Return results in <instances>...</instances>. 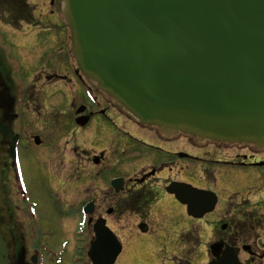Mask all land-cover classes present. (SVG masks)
Wrapping results in <instances>:
<instances>
[{
  "label": "flooded vegetation",
  "instance_id": "obj_1",
  "mask_svg": "<svg viewBox=\"0 0 264 264\" xmlns=\"http://www.w3.org/2000/svg\"><path fill=\"white\" fill-rule=\"evenodd\" d=\"M68 56L71 72L53 73L51 76L55 78L54 82H61L67 87L72 80L79 84L71 98L68 119H65L73 126L67 134L72 137L69 139L72 153L64 155L66 161L60 160V163L51 143L60 135L54 134L52 138L45 131L48 123L36 132L30 131L27 123L24 125L25 109L30 110L28 98L24 93L23 96H16L11 72L0 64V76L9 92L6 97L0 93V106L12 109L15 115L12 122L14 131L20 137L16 153L24 188L21 193L13 159L5 153L3 204L9 216L6 228L11 233L14 245L10 264H92L88 255L94 240L92 230L98 220L105 221L106 228L120 244L121 251L115 264H220L230 261L231 254L239 264H264V148L200 143L183 136L167 137L156 130L139 126L83 78L69 52ZM86 92L92 93V103L87 101ZM44 95L38 97L37 106L40 107L41 101L42 109H48L45 113L47 116L56 114V100ZM77 110H81L80 115H76ZM28 113L36 116L34 112ZM39 116L40 113L36 120L40 121ZM78 117L82 119L80 122L87 120L82 128L75 125ZM107 125L125 141L119 158L115 151L107 152L108 144L113 142L112 134L105 128ZM221 148L227 153L217 152ZM81 156H84L85 163L82 169L79 164ZM186 163L200 171L197 178H187L184 169ZM59 164L62 167L61 175ZM215 168H226L229 171L227 177L234 183L227 199L239 194L234 191L235 182L243 183L247 179V192L238 204L228 203L225 216L209 224L212 240L204 245L201 230L195 224L213 215L218 205L227 200L220 199L216 181L230 187L227 183L229 180L214 177ZM26 173H33L42 184L47 180H57L55 182L61 185L68 205L79 218L75 231L72 230L74 225L69 228L70 214L64 216V237L61 240L52 226L41 222L37 213L39 204L26 193ZM113 181L116 183L113 184ZM173 183L212 192L216 196L214 211L200 220L187 216V207L168 193L167 189ZM45 189L46 186L43 192ZM243 206H247V209ZM111 217L119 222L121 218L133 217L136 223L122 226L118 234L108 223L107 219ZM183 217L186 219L184 225L175 224ZM81 222L83 225L79 227ZM210 244L221 245L214 256L211 255ZM165 256H168L167 262L163 260Z\"/></svg>",
  "mask_w": 264,
  "mask_h": 264
},
{
  "label": "water",
  "instance_id": "obj_2",
  "mask_svg": "<svg viewBox=\"0 0 264 264\" xmlns=\"http://www.w3.org/2000/svg\"><path fill=\"white\" fill-rule=\"evenodd\" d=\"M61 2L79 70L140 125L264 147V0ZM9 111L0 107V179L1 142L14 145ZM170 191L195 218L214 208L212 194L187 185ZM1 199L0 264H9ZM93 231L92 263L113 264L115 238L103 221Z\"/></svg>",
  "mask_w": 264,
  "mask_h": 264
},
{
  "label": "rangeland",
  "instance_id": "obj_3",
  "mask_svg": "<svg viewBox=\"0 0 264 264\" xmlns=\"http://www.w3.org/2000/svg\"><path fill=\"white\" fill-rule=\"evenodd\" d=\"M27 1L33 7L32 9H35L33 16L34 19L38 20L40 25L37 28L26 25L19 29L14 27L11 28L9 25L6 26L4 20H1L0 18V55L2 62L0 64L6 66L7 70L9 66V69L12 72V75L10 76L11 83L16 96L20 97L21 94L23 96L24 93L28 98L27 102L30 104V110L26 111L25 109L26 113L24 114V118L27 119H22L24 125L27 123V125H30V131L36 132L37 129H42L43 126H46L45 123H48V127H45V131H47L51 137L54 134L60 135L61 138L58 137L57 140L55 139V142L51 141L54 145V148L52 149L56 152L58 158L57 161L60 163V160L66 161V159L63 158L64 155H70V153H72V147L70 148L69 146L71 142L69 139L72 137L67 134L73 126L71 122L65 121V119H68V113L70 112L72 102L71 98L73 97V92L78 90L79 84L76 80H72L70 86L67 87L61 82H54L56 80L51 76L53 73L57 75L62 72H71V63L68 59V52L70 51L69 33L65 30L61 15L56 6L54 7L53 4L51 5L52 0ZM53 1L56 3V0ZM50 80L52 82H50ZM44 94L52 97L53 100H56V104L54 105V107L57 106L54 109L56 114L47 116L45 113L48 112V109H42L43 106L40 105L41 101H39L40 107L37 106L36 103H38V97H43L42 95ZM29 111L34 112L36 116L40 113V121L36 120V116L28 113ZM123 120L125 119L123 118ZM108 127L110 126L107 125L105 128L109 134H112L113 142L108 144L107 152L113 150L115 151L117 158H119L121 157V151H123L121 146L125 144V141L122 140L121 137H117L118 133L116 131L114 132V129ZM25 128L27 127L25 126ZM59 130L61 131L59 132ZM91 144L94 145L93 140H91ZM217 152L222 154L227 153L224 148L219 149ZM84 156H81L82 158L79 157L81 162L77 159L81 169L85 165ZM58 166L60 174L62 172V167L60 164ZM184 169L186 172L185 175L189 180L195 179L200 175V171L189 163L184 165ZM228 172L229 171L226 170V168H220L219 170L215 168L213 175L216 179L222 177L224 181H227L229 180L227 177L229 174ZM36 174H38V172H36ZM25 178V183L27 184L26 189H28L26 193H28V195L39 204V211L37 213L39 214L41 222L47 226H52L51 228L61 240L64 237L62 230L64 216L70 214L71 218L68 221L69 228L74 225L72 230L75 231L79 218L75 215V210L68 205L66 195L61 192V185L55 182L57 180H47L48 182L45 181V184H42L33 173H26ZM232 182L233 181L230 180L227 182L230 185L229 187L216 181L215 186L220 199H227L230 188L233 187L234 184ZM235 183L234 191L239 194L231 195L223 204L218 205L217 210L213 215L205 217L206 219L200 221L199 224H195L196 228L201 230L202 243L204 245L207 241L212 240L211 235H209V224H212L215 220L226 215L225 213L228 209V203L231 204L235 202L238 204L239 199L246 197L247 179L243 183ZM45 186L46 189L43 192ZM242 190H245L244 193L240 192ZM236 206L238 207V205ZM243 208L247 209V206H243ZM121 219L120 222L115 217L107 219L109 225L113 228L112 230L118 234H120L122 226H132L136 223V220L133 217H124ZM185 222L186 219L183 217L177 220L175 224L184 225ZM187 224H189V222ZM71 233L73 234L72 231ZM167 257L168 256L163 257L165 262L168 260Z\"/></svg>",
  "mask_w": 264,
  "mask_h": 264
},
{
  "label": "trees",
  "instance_id": "obj_4",
  "mask_svg": "<svg viewBox=\"0 0 264 264\" xmlns=\"http://www.w3.org/2000/svg\"><path fill=\"white\" fill-rule=\"evenodd\" d=\"M0 18L14 28H18L20 24L35 23L26 0H0Z\"/></svg>",
  "mask_w": 264,
  "mask_h": 264
}]
</instances>
